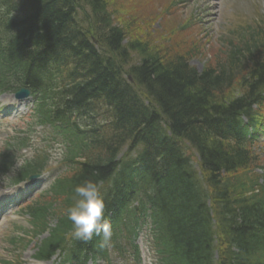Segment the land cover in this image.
Masks as SVG:
<instances>
[{"label":"trees","instance_id":"obj_1","mask_svg":"<svg viewBox=\"0 0 264 264\" xmlns=\"http://www.w3.org/2000/svg\"><path fill=\"white\" fill-rule=\"evenodd\" d=\"M14 3L12 9L22 17L9 23L11 40L8 46H0V63L7 62L6 70L1 67L3 85L15 81L29 86L40 97V109L48 106L49 99L65 105L63 109L48 107L42 122L64 116L74 103L82 108L92 99L105 103L106 113L114 119L112 133L100 141L95 137L94 147L84 152L83 160L75 162L70 155L71 173L55 181L48 195L28 207L32 217L28 233L36 237L50 232L36 257L49 260L65 243L64 233L72 225L66 210L73 203L76 185L85 180L110 185L111 209L120 215L137 199L138 194L127 192L137 185L138 168L133 162L122 163L120 168L117 163L127 142L140 137L138 132L133 137L135 127L151 126L148 132L157 142L155 150L174 159L172 143L167 147L160 137L161 118L137 100L140 88L156 98L170 120L173 139L191 141L202 156V179L174 162L168 176L158 181L166 197L152 202L154 218L161 221L163 231L170 229L174 235L176 264H214V251L224 244L220 264H264V193L248 195L254 186L243 184L242 174L234 175L249 167L252 158L238 143L240 148L231 144L224 122L237 120L260 98L264 45L255 48L241 41L233 60L198 74L185 56L172 55L143 36L141 31L148 30L149 24L140 23L134 37L130 34L133 20L123 19L115 25L112 14L125 9L120 0H0L1 5ZM80 14L92 20V32L79 25ZM93 33L98 46L92 42ZM246 35L257 37L254 32ZM132 55L138 57L136 63H132ZM246 59L249 73L236 81L234 70H240ZM54 63L69 79L60 89L45 70ZM125 76H131L132 83ZM52 220L57 222L53 228L49 226ZM8 264L21 263L17 258Z\"/></svg>","mask_w":264,"mask_h":264},{"label":"clouds","instance_id":"obj_2","mask_svg":"<svg viewBox=\"0 0 264 264\" xmlns=\"http://www.w3.org/2000/svg\"><path fill=\"white\" fill-rule=\"evenodd\" d=\"M62 154V148L57 146ZM19 162L17 167H19ZM5 193L0 192V195ZM73 203L67 208V218L73 224V236L85 242L91 241L93 235L102 236L100 249L110 247L112 229L104 218L105 198L96 182L85 180L74 188Z\"/></svg>","mask_w":264,"mask_h":264},{"label":"rangeland","instance_id":"obj_3","mask_svg":"<svg viewBox=\"0 0 264 264\" xmlns=\"http://www.w3.org/2000/svg\"><path fill=\"white\" fill-rule=\"evenodd\" d=\"M135 1H137V2H146L148 4H151V9L150 10L148 9V11L146 12V15H148V16L153 14V12L155 10L154 9L155 7H161V6H165V5L168 4V0H141V1L135 0ZM195 1H196L195 2V4H196L195 6L199 5L201 8H203L206 5L205 3H208L210 5L217 4V0H215V1H212V0H195ZM256 1H257L255 3L256 7L261 12V15L264 16V0H256ZM225 2H226L227 5H232L235 1L226 0ZM134 4H136V3H134ZM151 10H153V12ZM230 11H231L230 9H227V10H224V11H220L218 9H215V12H217V14L215 16L213 14L214 10L212 9L210 11V13L212 15L210 19H212L213 23L211 25L210 24L207 25L208 27H203L202 31H204L205 33L209 34V37L213 41H215L217 39L218 33L223 31V27L225 26L226 22L229 21V17L230 16H229L228 13ZM259 20H264V17H260ZM236 25H239V24L237 23ZM244 25H246V23ZM251 26H256V25H251ZM136 28H138L137 21L134 23L133 30L136 29ZM146 33L148 35H150L152 38H154V39H156L158 41L162 40V38H159V36H158V34H160V30L156 26H153V28H151V30L149 32H146ZM197 34H198V31L194 30L193 33L191 34V36H197ZM207 53H211V51H207ZM200 63H201V61L195 62V65L197 66L198 69H201L200 68ZM10 99H11V97H7V98L2 97L0 100L1 101H10ZM1 138H2V134H0V139ZM1 143H2V141H0V144ZM257 151L258 152L261 151V152L264 153V147L260 146ZM255 152H256V150H255ZM1 192H4V190H1ZM5 220L0 222V264H1V260L2 259L10 260V259L14 258V256H15L13 250H12V253H11V248L12 247L10 246L9 241H8L9 236L11 234V229H10V227H8V224L5 223ZM24 226L26 227L27 225H24ZM17 233H19V232H17ZM19 234H17V235H19ZM33 250H34V248H33V245L31 244L30 246H28L23 251L22 260L25 263H27V264H39V263L35 262L34 260H32V256L31 255L33 253ZM42 264H48V263H42Z\"/></svg>","mask_w":264,"mask_h":264}]
</instances>
